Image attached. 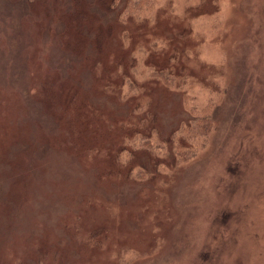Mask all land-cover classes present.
Masks as SVG:
<instances>
[{
    "label": "rangeland",
    "instance_id": "rangeland-1",
    "mask_svg": "<svg viewBox=\"0 0 264 264\" xmlns=\"http://www.w3.org/2000/svg\"><path fill=\"white\" fill-rule=\"evenodd\" d=\"M0 264H264V0H0Z\"/></svg>",
    "mask_w": 264,
    "mask_h": 264
},
{
    "label": "clouds",
    "instance_id": "clouds-1",
    "mask_svg": "<svg viewBox=\"0 0 264 264\" xmlns=\"http://www.w3.org/2000/svg\"><path fill=\"white\" fill-rule=\"evenodd\" d=\"M125 260H127V259H129V256H128V254H125Z\"/></svg>",
    "mask_w": 264,
    "mask_h": 264
}]
</instances>
